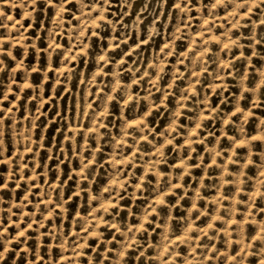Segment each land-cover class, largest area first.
<instances>
[{"label": "rangeland", "instance_id": "374dc122", "mask_svg": "<svg viewBox=\"0 0 264 264\" xmlns=\"http://www.w3.org/2000/svg\"><path fill=\"white\" fill-rule=\"evenodd\" d=\"M0 264H264V0H0Z\"/></svg>", "mask_w": 264, "mask_h": 264}]
</instances>
